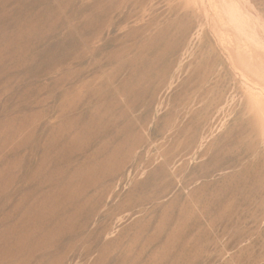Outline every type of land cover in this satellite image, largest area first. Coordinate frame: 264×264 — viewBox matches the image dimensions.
Returning <instances> with one entry per match:
<instances>
[{
  "label": "rangeland",
  "instance_id": "obj_1",
  "mask_svg": "<svg viewBox=\"0 0 264 264\" xmlns=\"http://www.w3.org/2000/svg\"><path fill=\"white\" fill-rule=\"evenodd\" d=\"M233 1L0 0V264H264V0Z\"/></svg>",
  "mask_w": 264,
  "mask_h": 264
},
{
  "label": "bare ground",
  "instance_id": "obj_2",
  "mask_svg": "<svg viewBox=\"0 0 264 264\" xmlns=\"http://www.w3.org/2000/svg\"><path fill=\"white\" fill-rule=\"evenodd\" d=\"M211 1H213V11L216 13V16H218V18L220 19V21H221V23L223 24V25H226V26H232L233 27V29H235V30H238L236 27H237V25H239L240 24V19L241 18H243L244 16H242L241 17V14L239 13V10H238V6H236L235 5V2L233 1V0H224L223 2H222V4L220 5L218 2L219 1H217V0H211ZM210 6V5H209ZM212 8V7H211ZM214 13V14H215ZM243 15V14H242ZM244 19H245V17H244ZM244 21H246V20H244ZM216 22V21H215ZM246 25H248L247 24V22H246ZM221 28H222V25L220 26ZM222 29H225V28H222ZM227 29V28H226ZM228 30V29H227ZM226 30V31H227ZM221 31V30H220ZM229 31V30H228ZM227 31V32H228ZM234 31V30H233ZM233 31H231V32H233ZM222 32H223V30H222ZM231 32H230V34H231ZM219 33V32H218ZM235 34H236V32H234ZM240 33V32H239ZM233 34V33H232ZM220 35H222V34H220ZM222 37V36H221ZM221 37H220V39H221ZM226 37V36H225ZM230 38V37H229ZM231 38H232V36H231ZM233 38H235L234 36H233ZM236 38H238V36L236 37ZM228 39V38H227ZM230 41H229V43L230 42H232V40L231 39H229ZM234 40V39H233ZM222 42V41H221ZM240 42V41H239ZM242 42H243V40H242ZM245 42V41H244ZM234 43H236V42H233V44H231V45H235ZM238 43V42H237ZM239 44V43H238ZM225 45V44H224ZM236 46H237V44H236ZM246 46H248V44L246 45ZM249 46H252V45H249ZM229 48V47H228ZM233 48H235V47H233ZM237 48H239L238 46H237ZM241 48V47H240ZM248 48V47H247ZM249 48H251V49H249V51L250 50H252V47H249ZM225 51V50H224ZM241 53V52H240ZM245 53V52H244ZM248 53V52H247ZM238 54H239V52H238ZM243 54V53H242ZM249 55V54H248ZM251 56V55H250ZM230 58V57H229ZM247 60H249V59H247ZM232 62H234V61H232ZM241 62V61H240ZM235 63V62H234ZM251 64V63H250ZM245 65H246V63H245ZM248 65V64H247ZM244 67V66H243ZM244 68H246V67H244ZM249 68V67H248ZM253 68L255 69V67L253 66ZM252 68V69H253ZM238 71V70H237ZM264 73V72H263ZM263 73H261V74H259V75H263ZM263 77H264V75H263ZM263 77H261V78H263ZM249 82V81H248ZM251 91V90H250ZM256 95V94H255ZM254 95V96H255ZM248 97V96H247ZM252 97V96H251ZM262 99V98H261ZM261 99H256V105H257V107H259V109H260V111H262V113H263V116H264V105H263V101L261 100ZM251 105V104H250ZM251 107V106H250ZM253 107V106H252ZM255 114V113H254ZM259 121V120H258ZM260 128H261V126H259ZM264 128V127H263Z\"/></svg>",
  "mask_w": 264,
  "mask_h": 264
}]
</instances>
